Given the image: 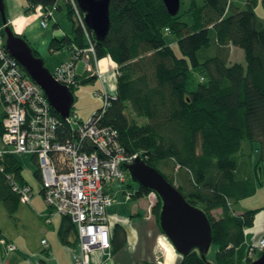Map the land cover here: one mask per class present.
<instances>
[{
  "label": "trees",
  "instance_id": "16d2710c",
  "mask_svg": "<svg viewBox=\"0 0 264 264\" xmlns=\"http://www.w3.org/2000/svg\"><path fill=\"white\" fill-rule=\"evenodd\" d=\"M58 1L25 0V11L37 6L44 12L59 10ZM61 1L71 32L50 39L49 51H68V60L75 63L92 44L96 61L109 57L115 65V93L105 108L94 112L97 126L115 131L125 154L138 153L190 205L206 214L215 247L213 264H250L262 251L248 231L264 207L235 213L234 206L263 184L264 19L255 12L258 0H190L189 4L180 0L175 15L168 14L162 0H110V27L102 40L82 22L83 15L71 0ZM260 2L264 10V0ZM168 34L175 37L179 55L167 41ZM0 39L4 46L1 17ZM232 47L242 49L244 64L230 63ZM95 79L85 70L83 76L74 75L77 85ZM52 113L67 136L69 126L53 109ZM3 119L0 106V134ZM253 152L258 153L255 161ZM22 171L17 155L1 158L0 205L10 216L21 202L11 181L25 185ZM33 175L40 182L37 165ZM150 193L141 186L131 197ZM156 198L151 214L160 230L161 202ZM72 232L74 225L62 216L60 240L69 245L67 236ZM112 232L113 252L125 245L126 233L121 224H115ZM0 240L8 244L1 229ZM201 256L192 250L180 256L178 264H205Z\"/></svg>",
  "mask_w": 264,
  "mask_h": 264
},
{
  "label": "built area",
  "instance_id": "2783aa9c",
  "mask_svg": "<svg viewBox=\"0 0 264 264\" xmlns=\"http://www.w3.org/2000/svg\"><path fill=\"white\" fill-rule=\"evenodd\" d=\"M71 3L78 8L75 0ZM41 24L45 26L44 21ZM80 54L85 72L101 80L92 44ZM73 64L70 60L62 62L52 73L58 83L69 88L75 86ZM95 94L103 96L105 108L109 99L105 87ZM0 106L4 113L0 160L10 154L35 158L45 205L51 214L67 216L74 225L76 250L72 264H93L91 254L95 250L110 259L112 233L107 209L113 201L103 187L106 183L124 182L123 166L139 158L138 153L125 154L116 132L97 126L94 113L85 123H80L75 114L63 119L70 128L64 136L43 91L6 52L1 39ZM75 122L78 126H74ZM11 184L21 201L29 202L32 188L14 180ZM6 249L11 252L15 247L6 245ZM258 249L264 250V238L259 240Z\"/></svg>",
  "mask_w": 264,
  "mask_h": 264
},
{
  "label": "water",
  "instance_id": "95a60500",
  "mask_svg": "<svg viewBox=\"0 0 264 264\" xmlns=\"http://www.w3.org/2000/svg\"><path fill=\"white\" fill-rule=\"evenodd\" d=\"M83 15L86 27L91 30L97 40H102L110 27V0H75ZM168 14L175 15L180 9V0H162ZM0 17L5 34L4 48L17 61L29 78L38 85L47 98L51 108L60 118L70 115L73 96L69 87L58 83L52 73L45 67L44 61L34 56L32 48L20 35L15 34L8 26L5 4L0 0ZM124 169L131 181L138 187H144L155 193L161 202L158 224L161 233L168 239L180 256L192 250L202 253L205 264H213L206 260L211 246V226L206 214L199 208L190 205L182 194L170 184L162 174L146 165L140 158ZM250 264H264V250Z\"/></svg>",
  "mask_w": 264,
  "mask_h": 264
},
{
  "label": "crops",
  "instance_id": "0c3cea01",
  "mask_svg": "<svg viewBox=\"0 0 264 264\" xmlns=\"http://www.w3.org/2000/svg\"><path fill=\"white\" fill-rule=\"evenodd\" d=\"M54 28H59L57 23L54 24ZM60 53L65 54V60H68L71 55L65 50ZM31 159L33 160L32 156ZM34 164L36 167V160ZM24 180L29 185L25 177ZM40 195L42 200L35 194H31L29 202L21 201L17 211L11 216L0 205V229L7 240V245L15 247L14 251L8 252L6 246L0 242V264H72V255L76 250L75 228L74 232L67 236L69 245L63 243L58 234L62 216L51 214L44 203L43 195ZM131 196L132 194L129 199L133 202L134 199ZM118 200H114L116 207L112 204L107 209L109 225L112 232L115 224H121L126 233V243L122 248L113 251L110 259H105L98 250L93 251L92 263L138 264L142 260H147L156 261L159 264H178L180 255L163 234L157 235L155 232L156 226L152 214L147 210V202L142 199L138 204L129 203L125 209L124 197ZM111 220H114V223H111ZM150 232L154 235L156 233V243H150L148 238ZM42 241L45 242L42 243Z\"/></svg>",
  "mask_w": 264,
  "mask_h": 264
},
{
  "label": "rangeland",
  "instance_id": "374dc122",
  "mask_svg": "<svg viewBox=\"0 0 264 264\" xmlns=\"http://www.w3.org/2000/svg\"><path fill=\"white\" fill-rule=\"evenodd\" d=\"M5 4L6 17L8 20V26L11 30L17 34L21 35L26 42L32 47L35 51L38 52L39 56L43 61L45 67L53 73L56 66L67 60L65 54L63 53H52L49 51L48 44L50 39L53 37H61L65 33H70L71 22L66 17V10L63 6L61 0L58 1V5H61L59 10H51L49 12H44V10L37 6L32 11L26 12V2L25 0H3ZM190 2V0H183V3ZM258 5L255 8V12L258 16L264 19V10L261 6L260 0H258ZM189 4V3H188ZM185 19H189L186 17ZM45 22V26H42L41 22ZM57 23L59 28H54V24ZM55 32L54 34H52ZM167 41L172 46L173 50L177 55H179L178 46L176 44L175 37L173 35L166 36ZM230 63H242L244 64V55L242 49L238 47H232L230 53ZM97 62V67L102 79L96 78L94 81L86 82L83 84H75L72 87L71 93L73 96V106L71 112L76 115L79 122H87L91 115L104 104L103 96L95 94V91L101 90L105 87L109 95L115 93V65L109 57H103ZM105 64V66H104ZM74 72L79 76H83L85 65L81 58H79L74 64ZM74 126H78L77 122L74 123ZM1 145V144H0ZM18 158L21 160L23 165V176L27 180V183L32 188V194H35L40 200L41 198V184L33 175V170L35 168L34 161L31 159L29 154H18ZM255 161L258 158V153L253 152L252 156ZM137 185L134 184L130 177L125 173L124 182H115V183H106L103 187L104 193L108 194L112 201L113 205L114 200L120 201L121 197H124V208L127 209V205L130 203L138 204L142 199L147 202V210L151 213L152 205L157 201L156 194L150 193L148 196L143 197L140 200L134 199L132 202L129 199L131 194H134L137 191ZM124 194V196H122ZM151 198V199H150ZM115 206V205H114ZM116 207V206H115ZM264 207V166H263V184L258 186L256 193L249 198L239 201L234 206L235 213H241L245 210L256 209ZM260 214V215H259ZM214 215H218V212H215ZM256 217V222L252 229L248 232L251 233L252 242L254 246L258 248L259 240L264 236V226L263 211H260ZM153 222L155 220L153 218ZM111 223H114V220H111ZM155 232L157 235L162 234L158 229L155 223ZM147 228V227H146ZM263 229V230H262ZM156 233L150 232L148 236L150 243L157 241ZM260 233H262L260 235ZM152 236V237H150ZM261 236V237H260ZM169 242V241H168ZM170 243V242H169ZM171 244V243H170ZM169 246V244H168ZM170 247V246H169ZM215 247L210 246L206 258L208 262H212L214 259ZM259 254V250H258ZM257 254L254 255V259L257 258Z\"/></svg>",
  "mask_w": 264,
  "mask_h": 264
},
{
  "label": "flooded vegetation",
  "instance_id": "af4514ba",
  "mask_svg": "<svg viewBox=\"0 0 264 264\" xmlns=\"http://www.w3.org/2000/svg\"><path fill=\"white\" fill-rule=\"evenodd\" d=\"M138 187V186H137Z\"/></svg>",
  "mask_w": 264,
  "mask_h": 264
}]
</instances>
